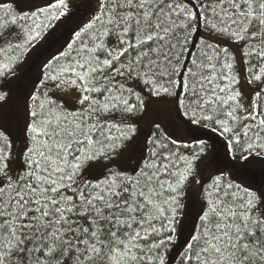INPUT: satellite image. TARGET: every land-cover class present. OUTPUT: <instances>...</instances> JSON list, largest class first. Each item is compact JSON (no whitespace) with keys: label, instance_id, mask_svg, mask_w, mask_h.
<instances>
[{"label":"snow or ice","instance_id":"1","mask_svg":"<svg viewBox=\"0 0 264 264\" xmlns=\"http://www.w3.org/2000/svg\"><path fill=\"white\" fill-rule=\"evenodd\" d=\"M81 10L26 85L22 151L0 125V264H171L193 185L201 203L179 264H264V185L236 179L264 160V0H46L26 11L0 0V105L54 22ZM201 29L209 36L196 41ZM214 38L239 49L259 85L247 107L231 45ZM69 89L78 107L55 95ZM153 103L172 105L185 136L154 120L128 157ZM205 132L224 141L226 166Z\"/></svg>","mask_w":264,"mask_h":264},{"label":"rangeland","instance_id":"2","mask_svg":"<svg viewBox=\"0 0 264 264\" xmlns=\"http://www.w3.org/2000/svg\"><path fill=\"white\" fill-rule=\"evenodd\" d=\"M45 3L46 0H15L16 6L21 10H26L34 7H41L44 6ZM77 20L78 19L75 20L76 24L79 22V20ZM214 39L219 40L216 38ZM221 43L227 46L225 44L227 42L221 40ZM234 49L232 50L235 53L237 60L240 91L244 98L243 102L247 107L249 103V100L247 98L251 97L256 89L249 85L247 82L241 52L235 47ZM42 65L43 64H40L38 68L40 69ZM22 70L23 68L18 69L19 75L17 79H14L4 85L5 90L9 92V97L7 103L0 105V116L4 125L12 128L13 130L17 129L16 134L18 133L19 135L16 140H18V143L24 145L23 143L25 142V137L23 134V129L27 120L25 112V102L29 90L26 85L36 79L37 72H35L33 75L31 71L28 72L26 76H24L22 75ZM27 75L29 77H27ZM55 95L60 99L62 103H64L70 109L79 106L76 103L79 97V93L75 89H69L65 91L56 90ZM154 120L160 122L163 127L168 129L169 132L177 136H185V129L174 119L172 105L170 103L167 105H160L154 103L149 104L146 112L143 114V118L139 121V133L136 138V142L131 146L129 152L125 154L126 156L134 158L139 155L144 136L147 135L151 130V125ZM14 145L17 150H23V148L20 149L21 146L17 143H15ZM133 162V159L129 160V164ZM255 162L257 163V168L259 167L264 170V160L257 158ZM210 171L211 169L205 170L203 172L202 178L206 179ZM197 189L198 186L193 185L191 188L188 189V195L185 197L187 210L185 211V215L182 222V228L180 230V239L174 247L175 251L172 253L173 255H175L174 258L177 257V252L180 250V246L183 244L184 239H186L188 234L192 231L193 224L196 222V213L198 212L200 207V204L196 202Z\"/></svg>","mask_w":264,"mask_h":264},{"label":"trees","instance_id":"3","mask_svg":"<svg viewBox=\"0 0 264 264\" xmlns=\"http://www.w3.org/2000/svg\"><path fill=\"white\" fill-rule=\"evenodd\" d=\"M79 3H80V0H72L73 5H78ZM36 8H38V7L29 8L26 10H35ZM82 14H83V10H81V12L78 13L76 16H73L71 20L65 19V20L60 21V22H54L55 26L50 30V35L46 36L44 40H42L39 44H37L36 47L28 54L25 62L19 66V68H23L22 75L26 76V74L28 72L32 71L33 75L35 72H37V74H36V78H37V76L40 73V69L42 68L41 67L39 69L38 66L40 64L45 63L47 61V59H49L53 54H55L64 45L66 40L70 39L71 32H72L74 26L76 25L75 20L76 19L79 20L82 17ZM200 36L207 37V36H209V34L207 32H205L203 29H201L200 33L194 39L196 41H199ZM216 39L220 40V38H216ZM222 41H224V40H222ZM225 42H227V43H225L227 46L223 45L221 43V40H220L222 47H229L231 45L230 41H225ZM234 47L237 48L235 45H231V51L232 52H233L232 49H234ZM193 51H195V49H193ZM234 55H235V53H234ZM235 57H236V55H235ZM242 59H243V65H244L246 79H247L248 74L246 71V65L244 64L243 56H242ZM236 71L238 72L237 63H236ZM27 77H29V76L27 75ZM251 86L255 89H257L259 87V85H251ZM236 87L240 90V81H239V84L236 85ZM173 115H174L175 121L180 124V122L176 119V113L174 111H173ZM0 125L4 126L7 133L10 135L11 139L13 140L14 144L17 143L18 145H20L21 146L20 149L24 148V145H22L21 143H18V140H16L18 138V135H19L18 133L16 134L17 129L13 130L12 128L4 125L2 120H1V116H0ZM204 136L208 140V142L212 145V148L210 149V158H214L215 160L220 162L221 167L226 166L229 163V161L226 158L227 149H226V145H225L224 141L221 140L219 137L215 136L211 132H205ZM256 159H257L256 157H252L251 160H249L248 162H245L243 168L241 169L240 175L237 176L236 179L239 182H241L247 186L259 189L262 185H264V170L259 168V167L258 168L261 170H259L257 168V166H256L257 163L255 162ZM257 170H258V172H257ZM207 177H206V179H207ZM196 202L198 204L201 203L198 189H197V193H196ZM184 203L186 205L185 199H184ZM186 207L184 209V212L187 210ZM174 251L175 250L170 251L169 259L171 261V264H179L178 256L175 259H173L175 257V255L172 254Z\"/></svg>","mask_w":264,"mask_h":264}]
</instances>
